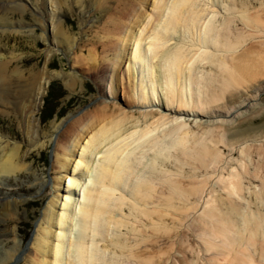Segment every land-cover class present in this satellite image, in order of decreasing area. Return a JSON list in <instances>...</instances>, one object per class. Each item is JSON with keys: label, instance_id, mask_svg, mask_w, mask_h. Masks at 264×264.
I'll return each mask as SVG.
<instances>
[{"label": "bare ground", "instance_id": "1", "mask_svg": "<svg viewBox=\"0 0 264 264\" xmlns=\"http://www.w3.org/2000/svg\"><path fill=\"white\" fill-rule=\"evenodd\" d=\"M53 1L56 8L63 4ZM91 1L102 19L98 37L74 47L64 21L57 19L52 44L72 50L73 61L86 78L100 74L97 106L55 127L49 138L56 154L52 168L58 174L69 170V175L54 178L53 185L59 190L67 179L65 196L52 197L43 210L40 223L46 227L40 225L31 248L20 251L17 226L7 232L10 240L0 239V264H13L18 256L26 264H264L260 215L244 216V204L231 200L232 195L242 197L244 186L235 173L224 177L231 159L222 162L226 158L220 147L232 152L243 143L244 172L253 177L252 142L246 144L252 128L236 127L264 109L260 97L264 42L256 41L260 38L254 34L264 32V15L251 14L250 6L238 0ZM3 2L1 34H18L27 26L22 20L28 10L32 22L45 30L44 0ZM14 62L0 57V114L23 117L28 145L37 148L41 144L29 128L46 94L45 69L24 72ZM122 75L127 76L125 82ZM63 79L70 90L80 82L75 74H64ZM120 88L125 107L117 102ZM155 99L157 105L152 103ZM148 102L150 106H145ZM138 103L149 109H134ZM170 114L186 118L174 116L167 125ZM3 138L0 181L28 170L21 146ZM259 165L251 166L256 174L263 170ZM209 167L216 183L228 190L213 205L210 174L198 178ZM35 180L43 191L45 177ZM259 190L264 201V184ZM206 192L201 213L188 226L203 240L206 254L217 252L209 257H203L200 245L186 234L175 239L178 233L168 224L175 214L182 225L192 206L190 197L198 198L195 210ZM25 201L1 200L0 222L17 219L18 207ZM162 234L170 247H156ZM10 241L13 245L8 246ZM174 245L177 254L172 256Z\"/></svg>", "mask_w": 264, "mask_h": 264}, {"label": "rangeland", "instance_id": "2", "mask_svg": "<svg viewBox=\"0 0 264 264\" xmlns=\"http://www.w3.org/2000/svg\"><path fill=\"white\" fill-rule=\"evenodd\" d=\"M38 1L41 2L42 0H38ZM90 1L91 0H83V1L81 0L80 2L79 0H61V3H63L62 6L60 5L58 6V8H56L55 7L56 4L54 3L55 1L44 0L43 4L41 5V8L43 11L42 13L44 15L45 30H43L42 28L37 26L34 22H32V18H33L32 12L28 10L24 14L25 20H22L21 17L18 16L14 17L15 20L18 19L22 20L27 25L21 27L18 34H13L14 32L10 34L0 33V57L2 56L4 57V59H11V58L15 59L17 62H14L15 64L13 63V66H18L24 72L31 69L35 71H39V70L43 71L45 69L43 80L44 81L46 80L48 82L45 92L46 94L42 100L40 112L37 113L36 117L32 118L34 120L31 119V124L32 125L34 124V126L31 127L30 125L29 128L30 135L32 133L31 136L33 137L35 136V138L38 141V144H41V146H38L37 148L32 147V149L30 148L29 146L31 144L29 143L30 136H28L27 129L22 119L23 117H18L13 114L10 115L0 114V137L2 138L4 137L3 139L9 140V142L14 143L16 145H20L21 155L23 154L27 155L25 160V165L28 170L23 171L18 175L12 174L10 176H6L3 180L0 181V201L2 200V202L4 203L7 200L15 201L19 199H26V201L22 205H19L18 207V211L16 214L18 217L17 219H15L14 217L13 219L14 221H13L12 218L10 217L8 218V220L6 219L8 221V222L6 221V223L0 222V239L10 240L11 235L7 232L12 231V228L14 226L18 227L19 235L22 239V244H21L22 249L20 251H24L25 248H31L35 237L38 235L39 229L46 227V224H41L40 220L42 219L43 210L48 207V204L52 199V197L58 196V198L61 199V196H65L63 190L67 186L66 185L67 179L66 181L63 180L64 183L61 182L62 184L59 187V190L58 188H55L53 184L55 183L57 178H60L61 176L66 177L67 175H69V170L66 173L58 174L52 168V163L55 159L56 154L54 152L53 141L52 143L49 142V138H51V136L54 134L55 127H57L60 123L67 120L69 116L72 117L75 115H79L82 112L90 110V108L93 109L97 106L96 101L99 96L98 88L100 87L99 85L102 84L101 80H98L100 78L99 77L100 74H96V75L92 74L93 76L86 78L84 75H82L81 70L78 67H76L75 62L73 61L74 58L72 56V50L71 51L67 50L65 47L62 46L56 47L57 45L54 46L55 44L54 43H53L54 45L52 44L53 23L57 19H61L62 21H64L63 27L65 30H67V32L70 33L71 36L70 39L73 40V43H75L73 44L74 47L76 43L78 44L80 41L83 40L87 41L89 39L98 37L97 28L100 27L99 24H101L100 22L102 21V19L99 18L100 13L95 12V6L94 4L90 3ZM132 1L134 2L139 0H131V2ZM238 1H240L239 3L243 2L244 5L246 6H250L251 14L253 13V15L255 14L264 15V13L262 12L264 10L263 8L264 0H250V1L238 0ZM0 2H3V0H0ZM213 6L214 5L211 2L208 5L210 9H213ZM215 13L218 12L216 11ZM28 25L30 26L28 27ZM7 30H13V29H7ZM255 33L256 36L260 38V40H258V38L257 40L256 39L255 40L256 41L263 40L262 42H264V32L263 33L254 32V34ZM64 74L78 75L80 82L76 84L74 89L70 90L65 86L63 82ZM122 76L121 78L124 79L123 82H125L126 79L125 77L127 76L126 75L125 77L124 75ZM50 84L56 85L52 90L55 91V96H58V98H56V101L55 102L53 101L52 104L49 103L44 105V99L47 98ZM260 94H261L260 97L262 99V102L264 103V91L261 92ZM116 97H117V102L121 104L123 107H125V102H124L125 98L123 92L121 91V88L118 90ZM251 98L252 97L250 96V99ZM153 101L156 105L158 104L157 99L152 100V103ZM263 103L262 105L264 106ZM150 104L151 103L148 102L146 103L145 106H150ZM137 106L138 107L134 109L137 110L149 109V108H145L143 105H140L139 103L137 104ZM48 107H50V109L52 107L54 108V110L51 113L52 114L51 118L49 120L43 121L45 117L42 112L47 113ZM257 111H259V109ZM170 116L171 117L166 122L167 125L172 122L174 116L180 118H186L184 116H178L177 114L176 115L170 114ZM249 127L252 128L250 129L252 131L246 137L247 139L246 144L247 145L252 144L250 145L252 146L250 149V154L249 153L248 154L250 156V164L252 163V165H250V172L255 174H253V177L250 175V178L245 174L244 167L245 166L247 167V165H245L247 163L246 160L247 152L245 154L243 153L244 150H242L241 152L240 148H242V146L244 145L243 143L242 144L237 143L238 145L236 144V148L232 152L228 147L220 146L223 155H225L224 159L226 158L225 160H222V162H226V160L229 161L231 159L230 167L227 168V170L223 171V175L225 178L228 177L229 172L231 174L235 173L236 175H239V178L242 179L241 182H243L242 184L244 186V189L241 192L242 197H239L240 195L239 196L232 195L231 200H233V202L236 200V203L239 202V204L241 205L244 204L243 205L244 207L242 206L243 210L247 211L244 214V216L249 214L260 215L259 219H261L260 221L264 228V213H263L264 201L263 199H261L263 198V196H261L259 192L261 185L264 184L263 182L264 181L263 180L264 179V174H263L264 173V152H263L264 151V139H263L264 109H260V113L258 114L256 113L253 117L250 118V120L241 123L236 128L238 131H243ZM29 149L31 151L27 152ZM26 152L28 154H26ZM258 165L261 167V169H263L261 172L263 175L260 173L261 176L259 173L256 174V172L252 171L254 169L253 166H258ZM251 166L253 167V169ZM209 168L207 170L208 175L202 171L201 175L198 176V178H201L200 180H202L203 177L209 176L210 174V178H211V179L209 178L210 184L208 183L210 187L209 192H211L212 186H214L215 191L212 194V198H210L209 204L213 205L215 198H218L221 195L222 196L226 195L228 190L227 188H223L224 185L222 183H216L217 176L213 175L212 167ZM217 170L219 171V169H216L215 172H218ZM209 171L210 172L212 171V173H209ZM36 177H45L47 184L44 186L43 191L42 189L39 190V186L37 184L39 182L35 180ZM215 185L218 186L216 187ZM255 191L257 193H254ZM209 192L204 193V195L200 199V202L198 201V204H196L197 207L195 210H193V205L198 198L190 197L189 206L191 201H192V206H190L189 212L187 213V215H189L188 218L182 225L180 224L179 221L176 222L177 220L176 218L179 217L177 215L175 216V214H173L175 220H173V217H171L172 221L168 223L170 224V226H173L172 231L178 233L177 234L178 236H176L175 239L177 237L180 238V236L186 234L192 240H194L198 245H200L202 249V254L204 255L203 257L205 256L209 257L211 256V254H216L217 252L212 250L210 252V255L206 254L203 251L205 248V245H203L204 244L203 240L201 238H198L195 231L193 230V227L191 228L189 226L191 224V221L197 218V216L201 213L203 208L202 204L208 198L209 194L207 193ZM175 206L179 208L181 206V203L177 202L176 200ZM182 207H184L183 202H182ZM1 209L2 207H0V210ZM183 226L186 228H184ZM158 237H159L158 238L159 242L156 244V247L162 249L166 248L167 245L169 244L166 243L165 239L163 238L164 235L162 234ZM12 243L13 241H10L9 244L7 245L10 246ZM8 246L6 248H8ZM176 247L177 246L174 245L175 249H172L171 251L172 256H175L177 254ZM170 263L174 264V262L172 263V261ZM13 264H26V263H25V259H23L22 256L20 257L18 256V258Z\"/></svg>", "mask_w": 264, "mask_h": 264}, {"label": "trees", "instance_id": "3", "mask_svg": "<svg viewBox=\"0 0 264 264\" xmlns=\"http://www.w3.org/2000/svg\"><path fill=\"white\" fill-rule=\"evenodd\" d=\"M56 85H54V84H50V87H49V91H48V94H47V98L44 100L45 101V104H49V103H51L52 104V102L54 101H56V98H58V96H55V91H53L52 89L55 87ZM53 106H55V105H53ZM51 110V111H50ZM54 110V108H52L51 107V109H50V107H48V109H47V113H46V115H45V113L44 112H42L43 113V115H44V119H43V121L44 120H49L50 118H51V113H52V111Z\"/></svg>", "mask_w": 264, "mask_h": 264}]
</instances>
